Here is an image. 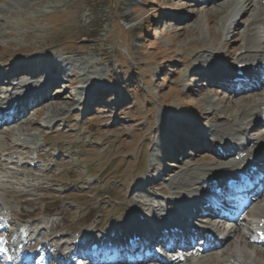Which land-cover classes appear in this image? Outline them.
I'll return each mask as SVG.
<instances>
[{
	"label": "rangeland",
	"instance_id": "374dc122",
	"mask_svg": "<svg viewBox=\"0 0 264 264\" xmlns=\"http://www.w3.org/2000/svg\"><path fill=\"white\" fill-rule=\"evenodd\" d=\"M232 1L242 4L223 26ZM250 1L251 6L245 0H0L2 79L10 76L6 67L21 68L9 89L0 91V103L7 101L1 97L32 92L19 99L24 106L31 102L25 122L0 127V167L3 160L14 161L0 171L8 181L0 182V212L8 218L26 212L32 216L26 224L57 223L62 234L72 229L57 234L63 241L80 237L79 231L85 235L98 221L103 228L97 236L112 235L139 205L161 214L159 204L177 194L173 179H182L189 168L224 165L201 137L213 138L222 122H261L255 114L264 112V87L232 93L207 78L211 70L234 72L259 11V2ZM253 124L246 135L255 140L264 126ZM174 142L181 146L172 152ZM38 147L52 151L39 163L31 160ZM59 147L66 148L62 154ZM7 148L26 155L31 150L27 170L20 167L25 156ZM42 185L46 192L31 194L36 204L46 197L51 218L43 219V203L38 210L20 208L16 194L7 192H24L26 186L40 191ZM259 201L264 204V197ZM238 224L247 229L245 222ZM246 241L244 252L263 264L264 246ZM227 243L223 250L234 248L237 237ZM222 259L231 260L230 254Z\"/></svg>",
	"mask_w": 264,
	"mask_h": 264
},
{
	"label": "bare ground",
	"instance_id": "6f19581e",
	"mask_svg": "<svg viewBox=\"0 0 264 264\" xmlns=\"http://www.w3.org/2000/svg\"><path fill=\"white\" fill-rule=\"evenodd\" d=\"M246 1L249 4L248 6L252 5V1L245 0V2ZM257 1L259 2L258 3L259 11L254 17L253 22L249 25L247 40L245 43L246 52L240 58V61L238 62V64L251 63L253 61L251 60V57L253 56V54H255L254 56H259L257 54L258 49L261 48V46H263L264 44L261 40L262 33L264 32L263 30L264 29V4H263V0H257ZM241 4L242 3L239 1L231 2L230 7H229V14L223 20V26H226L229 23H232L234 15L238 13V10L240 9ZM259 62L261 64H264V58H260ZM252 65H255V64L251 63L245 69V72H246L245 78H249L252 76L254 78L259 77V76H255L256 72L251 71ZM256 68H258V66ZM19 69L21 70V68L11 69L12 70L11 75L13 78L16 77L15 74H17ZM236 72L237 70H235V72L231 74H224V72H221L217 69L211 70L210 73L212 74L214 78H216V80H212L213 86L229 87L226 85V83L228 81L231 83L234 82V80L237 78ZM22 103L24 105L23 101ZM14 108H15V105L11 106L7 110V112H5V108H4L3 113H8L9 110H12ZM15 109L18 112H21V109L19 106H16ZM255 116L256 118L261 119L264 117V112L259 115L255 114ZM253 123H256L255 125L261 124V122H256L255 120H252L251 122H249V121H246L245 119L240 121L238 125H235V124L231 125V124L223 123V122L219 124L216 130L214 131L216 132L215 136L212 139H210L213 144L212 147L215 148L217 147V145H222L224 146V149H226V151L228 152L231 151L230 156H234L236 158V156H241L245 154V157L241 158L239 161H236V160L228 161L226 163V166L224 167L215 166V165H202L195 169H189L186 173L182 172L183 173L182 179H181V174H180L178 177H175L172 181L173 185L175 183L177 184L176 188L174 187L175 189H177L176 190L177 194H175L176 196L174 197L185 198L189 200V204L191 205L193 202L196 204H202V205L206 204L210 200H212V197H213L212 192H211L212 190L211 184L205 182L204 180L206 176L207 177L212 176L213 178L221 179L222 182L220 183V185H222L224 182L223 179L226 176L225 174H227V176L230 177L231 175L236 174L237 171H244V170L247 171L248 166L252 165L253 162H264V135L262 137H259L258 139L253 140L247 137L245 134L250 128L249 125H252ZM180 146L181 145L179 144V142L174 143L173 151H178ZM174 197H170V198H167V200H164L167 206H173L175 204L176 199ZM184 203H187V201L183 202L182 204ZM263 205L260 204V202H257L256 205L253 207V211H249L246 213L245 215L246 218L244 220L247 221L248 227L255 229L259 225V223L264 219V206ZM159 208L162 209L163 205L159 204ZM172 213L173 215L176 216L178 212L172 211L171 214ZM140 215H144V216L147 215V211L145 210V208L143 209V207L139 205V210H137V213L136 214L131 213V215H129L131 219L127 220V224L124 228L125 230L123 231V239L127 237V241H128V239H131L134 235L138 236L145 231L142 225L143 223L141 222V219H140ZM130 220L133 222V225H128ZM153 220H157V223L155 224L159 230L162 228L173 227L172 224L168 223L169 221L167 222L166 219H163L162 216L157 213V210L154 213H152L151 219H149L148 222H152ZM201 226H205V227H201ZM199 227L203 228L206 231L213 230L215 233L214 234L215 237L220 236L223 233L218 228L210 226V225L206 227V225L203 223H200ZM49 229L53 231L52 235L48 234V236L50 237V236H53L54 233L58 232L61 229V227H59L58 225H52ZM53 229H56V231H54ZM97 229H99L98 225L94 228L89 229V231L88 230L87 231L89 235H91ZM43 230H44V227L42 226H36L33 229H30L29 231L23 230L22 228H18L13 236L14 240L17 241L16 249L21 244L20 241H22V243L26 244L25 251L29 253L34 252L36 249L42 250L46 248V249H50L54 253L56 252L55 253L56 256L57 255L68 256V254L65 253L64 250H58V249H62V245L59 242H50L48 240L46 241V236L43 237L42 239L40 238L37 239L42 234ZM70 230L72 229H69L67 231H70ZM244 230H242L239 226H233V228H230L229 231L225 233L226 244H228L227 242L230 241L231 239L237 237V244H235L234 248L232 247L230 248L229 247L230 245H228V247L225 248L226 250L225 249L219 250L220 252L219 254L217 253L197 254V256H194V257H186L185 262L187 264H207V263L208 264H248V263L258 264V262H262V261L254 260V258H252L250 255L244 252L242 248V241L244 242L247 240V241L258 243L257 239L252 236L253 233L251 234L246 233L244 232ZM73 231L78 232L79 229H73ZM35 234L37 235L35 236ZM107 239L108 240L97 238L94 240V242H92L91 244H88L87 242L89 241V239L85 238L83 243L81 244L73 243V247L75 248V250L77 249L76 250L77 252L79 251L84 252L85 250L83 249L85 248L90 249L91 245L98 243L99 241L101 245H104V247L101 246L102 249L103 248L108 249L107 248L108 243L113 242V240H111L110 238H107ZM123 239H117L116 241H122ZM14 240L10 244L16 243V241ZM141 245H143V243L140 244V247ZM8 250L10 251L9 246H8ZM11 254L15 256L16 260L17 259L19 260L22 253L17 250ZM228 254H230L231 260L229 259L225 263L222 262L223 260L222 258ZM86 256L88 257L89 255L86 254ZM147 260L148 258H145L144 262H147Z\"/></svg>",
	"mask_w": 264,
	"mask_h": 264
},
{
	"label": "trees",
	"instance_id": "16d2710c",
	"mask_svg": "<svg viewBox=\"0 0 264 264\" xmlns=\"http://www.w3.org/2000/svg\"><path fill=\"white\" fill-rule=\"evenodd\" d=\"M147 3V2H146Z\"/></svg>",
	"mask_w": 264,
	"mask_h": 264
}]
</instances>
